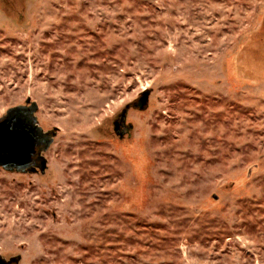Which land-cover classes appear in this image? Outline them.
Masks as SVG:
<instances>
[{"label":"rangeland","instance_id":"374dc122","mask_svg":"<svg viewBox=\"0 0 264 264\" xmlns=\"http://www.w3.org/2000/svg\"><path fill=\"white\" fill-rule=\"evenodd\" d=\"M29 97L59 132L0 167V256L264 264V0H0V117Z\"/></svg>","mask_w":264,"mask_h":264},{"label":"water","instance_id":"95a60500","mask_svg":"<svg viewBox=\"0 0 264 264\" xmlns=\"http://www.w3.org/2000/svg\"><path fill=\"white\" fill-rule=\"evenodd\" d=\"M150 91L128 105L115 122L116 133L124 136L126 129L132 125L123 124L131 106L144 110L149 103ZM39 104L27 98L24 104L12 106L0 117V167L9 172L42 173L48 169V159L45 153L53 146L58 127L45 129L38 117ZM123 129V130H120ZM21 256L7 259L0 256V264H20Z\"/></svg>","mask_w":264,"mask_h":264},{"label":"flooded vegetation","instance_id":"af4514ba","mask_svg":"<svg viewBox=\"0 0 264 264\" xmlns=\"http://www.w3.org/2000/svg\"><path fill=\"white\" fill-rule=\"evenodd\" d=\"M149 99H150V96H149ZM148 105H149V103H148ZM148 105H147V107H148ZM123 126H124V129H126V126H128V125L126 124V121H125V123L123 124ZM120 130H123V129H120ZM127 133H129V129H128V130L126 129V132H125L124 136H125Z\"/></svg>","mask_w":264,"mask_h":264},{"label":"trees","instance_id":"16d2710c","mask_svg":"<svg viewBox=\"0 0 264 264\" xmlns=\"http://www.w3.org/2000/svg\"><path fill=\"white\" fill-rule=\"evenodd\" d=\"M257 78H259V77H256V79H253V80H257ZM128 113V112H127Z\"/></svg>","mask_w":264,"mask_h":264}]
</instances>
